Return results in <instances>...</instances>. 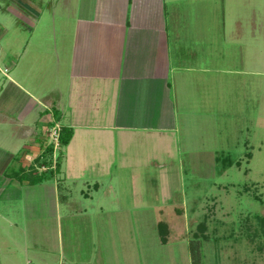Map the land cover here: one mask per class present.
<instances>
[{"label":"crops","instance_id":"crops-1","mask_svg":"<svg viewBox=\"0 0 264 264\" xmlns=\"http://www.w3.org/2000/svg\"><path fill=\"white\" fill-rule=\"evenodd\" d=\"M10 1L13 19L0 22V222L19 230L20 240L0 236V264H95L91 255L77 257L74 247L65 252L63 220L102 210L100 194L112 187L100 180L125 158L108 150L136 136L159 146L167 134L180 140L193 134L184 130L195 108L209 120L222 108L210 95L216 75L226 73L225 53L211 56L200 26V37L189 40L174 0ZM47 122L72 132L49 179L52 171L27 174L50 148ZM89 134L99 148L80 140ZM39 176L47 179L29 182ZM49 188L54 214L24 216L16 203Z\"/></svg>","mask_w":264,"mask_h":264},{"label":"rangeland","instance_id":"rangeland-1","mask_svg":"<svg viewBox=\"0 0 264 264\" xmlns=\"http://www.w3.org/2000/svg\"><path fill=\"white\" fill-rule=\"evenodd\" d=\"M174 3L177 23L188 27L189 40L200 37V26L202 42L213 47L211 56L225 53L226 73L216 75L210 95L222 108L210 120L198 107L189 110L193 114L186 121L192 123L184 131L193 134L182 133L180 140L167 134L162 140L168 146L136 136L108 150L125 156L123 162L114 158L113 172L100 180L112 189L100 194L101 211L63 220V247L69 255L71 247L77 257L91 255L95 264H192V240L199 245L198 264H264V0ZM8 5L10 0H0L2 23L13 19ZM186 121L181 118L183 127ZM80 140L98 147L90 134ZM63 149L54 159L45 153L33 172H50L52 160L56 168ZM98 152L89 157L97 158ZM107 160L112 162V156ZM117 162L124 167L117 168ZM16 204L24 207V216H51L55 210L50 188L25 194ZM16 233L0 222L1 237L19 239Z\"/></svg>","mask_w":264,"mask_h":264},{"label":"trees","instance_id":"trees-1","mask_svg":"<svg viewBox=\"0 0 264 264\" xmlns=\"http://www.w3.org/2000/svg\"><path fill=\"white\" fill-rule=\"evenodd\" d=\"M71 134H72V132L70 130L64 129V128L61 129V133H60V145L62 147L66 146L68 144V142L71 139ZM46 153L51 155L52 148L50 147ZM32 172H33V169L31 168V170L27 174H30L31 175ZM53 173L54 172H51L50 173L51 175H49L48 179L51 178V176H52ZM45 178L46 177H40V176L37 177V178L34 177V179L31 180V181H29V182L30 183L42 182L43 180H46L47 179V178L46 179ZM260 220H261V222H264V219H260ZM161 225H162V223L159 224V227ZM164 228H165V226H164ZM164 228H162L163 229L162 231H164ZM164 233L165 234H163L162 237H161V243L162 244H166V242H167L166 241V230H165ZM189 249H190V253H191L192 264H198V262L200 260V258H199L200 257V254L199 253H196L195 251L197 249H199V245L195 244L194 241L191 240V241H189Z\"/></svg>","mask_w":264,"mask_h":264},{"label":"built area","instance_id":"built-area-1","mask_svg":"<svg viewBox=\"0 0 264 264\" xmlns=\"http://www.w3.org/2000/svg\"><path fill=\"white\" fill-rule=\"evenodd\" d=\"M61 125L59 123H49L47 122V124L43 127V134H44V139H45V143L47 147H51L52 148V156L53 154L56 152V150L60 148V133H61ZM55 157L53 156L52 159H54ZM57 160V158H56ZM53 167H51V171H55V165H56V161L53 162ZM42 172H46L45 170H43Z\"/></svg>","mask_w":264,"mask_h":264}]
</instances>
